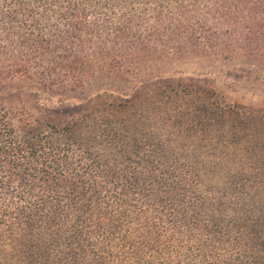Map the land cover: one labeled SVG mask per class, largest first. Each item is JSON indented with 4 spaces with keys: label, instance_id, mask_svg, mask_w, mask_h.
<instances>
[{
    "label": "trees",
    "instance_id": "16d2710c",
    "mask_svg": "<svg viewBox=\"0 0 264 264\" xmlns=\"http://www.w3.org/2000/svg\"><path fill=\"white\" fill-rule=\"evenodd\" d=\"M188 59L264 68V0H0V264H264V98Z\"/></svg>",
    "mask_w": 264,
    "mask_h": 264
},
{
    "label": "rangeland",
    "instance_id": "374dc122",
    "mask_svg": "<svg viewBox=\"0 0 264 264\" xmlns=\"http://www.w3.org/2000/svg\"><path fill=\"white\" fill-rule=\"evenodd\" d=\"M166 71L179 73L182 76H204L212 80L216 93L227 103H242L252 105L264 98V68H258L256 73L243 75L241 79L225 76L230 67L221 63H210L206 60L188 59L174 61L165 65ZM232 85H235L234 89Z\"/></svg>",
    "mask_w": 264,
    "mask_h": 264
}]
</instances>
